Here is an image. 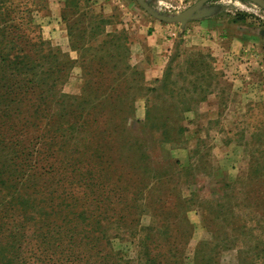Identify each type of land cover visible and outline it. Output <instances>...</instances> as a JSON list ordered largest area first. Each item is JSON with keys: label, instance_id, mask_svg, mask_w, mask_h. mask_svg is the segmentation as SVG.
I'll use <instances>...</instances> for the list:
<instances>
[{"label": "rangeland", "instance_id": "obj_1", "mask_svg": "<svg viewBox=\"0 0 264 264\" xmlns=\"http://www.w3.org/2000/svg\"><path fill=\"white\" fill-rule=\"evenodd\" d=\"M20 2L21 8L34 5V33L60 49L67 62L63 80L54 88L55 93L59 88L51 102L54 109L65 111L67 118L90 116L72 112V99L81 95L85 81L78 62L81 50L70 40L72 30L76 44L97 48L106 40L109 53L123 55L122 70L127 62L137 69L138 75L126 70L123 75V85H142L135 113L124 122L131 124L124 137L141 134L147 103L155 117H167L169 125L179 120L181 126L175 143H162L156 132L144 134L151 157L137 174V186L110 179L109 185L73 131L60 129L63 137H53L48 128L33 145L30 141L40 131L29 130L22 146L9 134L0 136V167L5 162V173L13 177L10 187L0 180V242H8L0 259L10 264H147L142 256L147 241L152 255L177 248L184 264H195L201 242H209L201 248L212 264H246V256L251 260L253 242L245 225L257 224L263 210L258 200L264 196V184L256 181L264 180V0ZM146 6L162 15L185 17L163 21ZM158 24L177 32L158 77L168 71L164 87L145 73L152 50L144 41ZM200 24L205 28L199 29ZM86 27L91 29L86 37L99 33L98 39L79 40L76 35ZM196 31L205 39L193 36ZM137 39L142 44L136 45ZM137 50L145 56L132 57ZM122 135L115 136L114 144H100L115 157L123 149L121 178H128L136 170L129 169L130 149ZM82 171L93 183L80 178ZM162 215H170L168 234L162 235L161 228L152 241L146 240L145 228L160 226ZM238 215L244 219L235 223ZM65 230L81 238L70 240L63 236Z\"/></svg>", "mask_w": 264, "mask_h": 264}, {"label": "trees", "instance_id": "obj_2", "mask_svg": "<svg viewBox=\"0 0 264 264\" xmlns=\"http://www.w3.org/2000/svg\"><path fill=\"white\" fill-rule=\"evenodd\" d=\"M20 6V0H0V112L2 113L0 114V136L4 138L5 134H9V138L22 146L23 138L26 137L29 130L40 131L39 135H36V137H33L35 139L30 141V144L33 145L35 141L37 143L43 139V134L47 132L48 128L53 137H63L60 129L69 130L71 133L73 131L76 134V141L80 142L89 151V156L93 157L95 164L98 162L100 168L103 169L108 184L109 179L127 185H130V183L135 184L136 180H139L137 174L143 166H146L151 157L144 134L156 132V134H159V140L162 143H175L176 137L180 135L179 128L181 125L179 120L175 121L176 124L169 125L170 120L163 116L155 117L158 114L151 113L150 106L147 103L148 117L146 122L139 127L142 128L141 134L133 135L131 133L132 137L130 135L124 137L122 134L131 131V124L124 122H128V119L135 113L134 102L137 101L136 95L142 85H139L138 82L135 85H123V75L125 70L127 73L132 71L133 74H136L137 69L127 62L125 69L122 70L120 65L123 60L120 57L123 55L109 53L106 40L99 44L97 48L92 46L85 48V42L83 46L76 44L77 38H74L72 30L70 31V40L74 49L81 50L78 62L84 71L85 79L81 86V95L72 99L75 105L72 112L79 113L82 116V111H84L85 114L90 116L83 119L80 116L75 117L76 119L73 117L67 118L65 111L59 112L54 109L51 102L55 95L59 93V88H57L56 93L54 88L57 86L58 81L63 80L67 62L62 58L63 52L60 49H56L40 32L34 33V5L23 8ZM67 6H69L67 3L64 4V7ZM88 30L91 31L89 27H86L83 34L76 35L79 37L78 39L86 38L87 41L98 39L99 33H94L88 39L86 37ZM102 30L104 32V29ZM128 76L131 77L129 74ZM168 77L169 74L166 71L164 76L156 78V81L164 87L163 81L166 84L169 80ZM154 89L156 90L158 87L151 90ZM186 110H189V106L185 108ZM72 112L70 111V113ZM46 117L49 121L42 120ZM117 135L123 136L125 145L130 149L128 158L132 165L129 169L136 170L128 178H121L124 173L122 172L124 165L120 163L125 162L123 160L125 157L123 149H120L119 155L116 151L115 157L109 152L111 148L107 151L100 144L104 140L106 141L105 146L108 143L114 144ZM53 137H51V140L55 139ZM7 144H11V142L8 141ZM87 150H84L85 154L88 153ZM114 162L115 166H113ZM4 164L6 163L4 162L0 167V180L7 187H10L13 177L11 174L5 173ZM79 169L78 167L77 170ZM83 175L84 171L80 173V178L93 183L91 178L87 179ZM79 179L77 181H81ZM156 179L162 180L163 178L158 176ZM256 181L261 185L264 184V180L259 177L256 178ZM149 182L152 183L151 180H148ZM137 185L138 183L135 184V186ZM119 188L127 187L121 185ZM15 192L16 190L13 191L14 194ZM142 192L143 190H139L137 193L139 195ZM107 196L109 200H113V194ZM138 200L139 197L133 198V201L138 202ZM179 200L181 201V197ZM186 200L187 197H184L182 201L183 209H185ZM258 204L264 210V196L259 198ZM263 210L256 225H245V235L249 237V242H253L251 260L247 259L248 256H246L244 261L246 264L264 263ZM238 216L239 219H234L235 223H239L240 220L244 219L241 215ZM168 217L170 215L160 217V226L145 228L150 232L147 231L146 240L150 239L152 241L153 233L158 234L161 228L162 235L168 234ZM67 231L69 230L63 232V236L69 237L71 240L74 235ZM77 238H81V235L75 236L73 239ZM70 240L66 243V247ZM7 244L8 242H0V255L6 254ZM144 244L142 256L146 257L147 264H184L185 258H179L177 248L170 247L165 253L152 255L147 241H144ZM202 244H209V242H201L196 248L195 264H212L210 256L205 257L204 250L201 248ZM0 264H10V262L0 259Z\"/></svg>", "mask_w": 264, "mask_h": 264}, {"label": "crops", "instance_id": "obj_3", "mask_svg": "<svg viewBox=\"0 0 264 264\" xmlns=\"http://www.w3.org/2000/svg\"><path fill=\"white\" fill-rule=\"evenodd\" d=\"M162 1V0H160ZM198 26V25H197ZM203 24L198 26L199 29L205 28ZM154 33L148 37V39L144 42L150 46L152 50V58L151 63L146 68V77L158 78L162 76L165 62L164 58L167 57L166 53L171 51L173 47L175 37L174 34H177L174 28L170 25H154ZM201 32V31H200ZM200 32L196 31L193 36H196L199 39H205L200 36ZM202 41V40H200ZM142 44L138 39L136 45ZM139 47V46H138ZM145 51L137 50L136 53L133 52V56L135 58H143L145 55L143 54ZM134 58V59H135Z\"/></svg>", "mask_w": 264, "mask_h": 264}, {"label": "water", "instance_id": "obj_4", "mask_svg": "<svg viewBox=\"0 0 264 264\" xmlns=\"http://www.w3.org/2000/svg\"><path fill=\"white\" fill-rule=\"evenodd\" d=\"M147 10L154 16L158 17L159 19L163 20V21H167V22H176L179 20H183L185 17V14H179V15H175V16H167V15H162L152 9H150L149 7H147Z\"/></svg>", "mask_w": 264, "mask_h": 264}]
</instances>
